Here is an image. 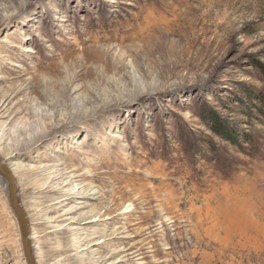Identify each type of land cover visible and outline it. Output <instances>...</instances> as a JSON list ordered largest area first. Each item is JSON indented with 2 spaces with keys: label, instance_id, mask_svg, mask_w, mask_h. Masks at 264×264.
<instances>
[{
  "label": "rangeland",
  "instance_id": "rangeland-1",
  "mask_svg": "<svg viewBox=\"0 0 264 264\" xmlns=\"http://www.w3.org/2000/svg\"><path fill=\"white\" fill-rule=\"evenodd\" d=\"M3 129L37 264L49 214L79 264H264V0H0ZM4 180L0 264H28Z\"/></svg>",
  "mask_w": 264,
  "mask_h": 264
},
{
  "label": "bare ground",
  "instance_id": "bare-ground-1",
  "mask_svg": "<svg viewBox=\"0 0 264 264\" xmlns=\"http://www.w3.org/2000/svg\"><path fill=\"white\" fill-rule=\"evenodd\" d=\"M4 132H5V130L3 129V131L0 133V141L3 139ZM19 149H20V147L16 146L14 148V145L12 146L11 143H9V142L5 143V140H4V142L0 144V150L2 151V153H1L2 157L1 158H2L3 162L7 163V161H6L7 159H9L10 157L16 156L17 154L15 152L17 150H19ZM23 167H24V164H23V162L19 161V159H16L9 166L10 171L12 172V174H16L19 170H23L24 169ZM54 172H56L55 173L56 177L53 176L54 178H52L51 176H49V177H47L46 180L45 179L42 180L41 183H42V186H45L46 184H48L50 182V181L48 182V180H56L55 183L57 185L55 186V184L54 185L48 184L46 187H43V188H41L39 190V198L43 197L46 200L49 199L50 200L49 203H51L52 200L54 199L52 196L55 194V192L58 189H61V186L65 184V180H62L60 177H57L61 172H59L58 170H56ZM3 185L7 188V191H8V184H7V182L5 180L3 181ZM72 191H75L74 193L78 192L77 185L73 184V185H71V187L68 190L65 191V192H67V193H65V194L68 195L67 197L71 198V197L75 196V195H73ZM43 203H44V201H40V202L38 201V204L41 205V206H42ZM129 207L130 206L127 205L124 208H125V210H128ZM53 209H56V208H53ZM63 215L57 217L55 214H49V216H48V218L46 219V222H45L46 225H47L46 229H51L52 230L51 231L52 235H53V237L55 239V242L57 244V247L55 248L53 255L50 257V258H52L53 256H55V260H54V262L52 264H79L80 262L84 261L88 257H90V259H92V260L97 258L96 257V250L97 249H94V250H92L89 253L88 252L84 253V252H79L80 250L79 251H74L73 244L71 242H69L68 240H64V242L62 244H60V245L58 244L59 241H60V238H61L60 237L61 232H59L60 230H58V229L62 228L63 223L65 221H67L68 218H69L68 217L67 220L66 219L62 220L61 217ZM70 218H73V217H70ZM70 218H69V220H70ZM86 238H87V235H84L83 236V240H85ZM30 239H31V237H30ZM84 244L85 243L81 244L80 246H83ZM32 247H33V245H32ZM66 251H69V254H67ZM93 262L94 261L89 262L88 264H92ZM100 263H102V262H100ZM106 263H108V262H106Z\"/></svg>",
  "mask_w": 264,
  "mask_h": 264
},
{
  "label": "water",
  "instance_id": "water-1",
  "mask_svg": "<svg viewBox=\"0 0 264 264\" xmlns=\"http://www.w3.org/2000/svg\"><path fill=\"white\" fill-rule=\"evenodd\" d=\"M0 175L5 179L8 184V193L11 205L18 216V220L21 227V234L23 239L24 251L28 264H37L33 254L32 241L30 239V229L26 213L20 206L18 199V187L16 185L15 177L10 171V168L3 162L0 156Z\"/></svg>",
  "mask_w": 264,
  "mask_h": 264
}]
</instances>
